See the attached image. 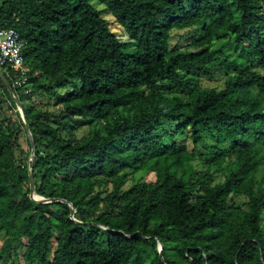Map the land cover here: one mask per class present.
I'll use <instances>...</instances> for the list:
<instances>
[{"label": "trees", "instance_id": "trees-1", "mask_svg": "<svg viewBox=\"0 0 264 264\" xmlns=\"http://www.w3.org/2000/svg\"><path fill=\"white\" fill-rule=\"evenodd\" d=\"M97 2L0 0L35 193L76 219L30 197L0 78V264H264V0Z\"/></svg>", "mask_w": 264, "mask_h": 264}, {"label": "built area", "instance_id": "built-area-1", "mask_svg": "<svg viewBox=\"0 0 264 264\" xmlns=\"http://www.w3.org/2000/svg\"><path fill=\"white\" fill-rule=\"evenodd\" d=\"M24 41L16 28L9 22L0 18V67L15 93L23 95L32 92L29 81L28 69L24 64L22 50ZM32 155L28 159V167L31 168Z\"/></svg>", "mask_w": 264, "mask_h": 264}, {"label": "rangeland", "instance_id": "rangeland-1", "mask_svg": "<svg viewBox=\"0 0 264 264\" xmlns=\"http://www.w3.org/2000/svg\"><path fill=\"white\" fill-rule=\"evenodd\" d=\"M92 2V4H94L98 9H104L105 6L103 4H100L97 2V0H90ZM104 18L109 22V24L111 25V27L117 31L118 28L115 25L114 21H113V17L111 14H104L103 13ZM198 30L196 31H188V30H182V31H174L173 32V38L171 40V45L174 46H179V47H187L190 43L193 42L194 39L197 38L198 36ZM123 40L125 41V39L123 38ZM129 52H131L129 50ZM198 83H200L203 86H220V84L222 83V79L220 74L217 72L216 76L214 78H207L206 76H201L199 78ZM6 108V111L8 115L12 116V119H14L15 123L19 125V120H18V116L16 114V109H14L10 102H6L3 105ZM146 179L148 181H153L154 180V176L153 174L148 175L146 177ZM222 177L221 176H217V178L215 179V181L217 180H221ZM3 248V240L0 239V253L1 250ZM11 260H7L5 264H18L17 260L15 258H13V253L10 252L9 254ZM13 258V259H12Z\"/></svg>", "mask_w": 264, "mask_h": 264}, {"label": "water", "instance_id": "water-1", "mask_svg": "<svg viewBox=\"0 0 264 264\" xmlns=\"http://www.w3.org/2000/svg\"><path fill=\"white\" fill-rule=\"evenodd\" d=\"M0 78L1 80L4 82V84L6 85V87L8 88L10 94H11V97L15 103V105L17 106V109L20 113V116L22 118V120L24 121V124H25V128L27 130V133H28V137H29V140H30V145H31V155H32V158H34V141H33V137H32V134L29 130V126H28V122L25 118V114H24V110H23V107L21 105V103L19 102V99L15 93V91L12 89V87L10 86L9 82L7 81L6 77L4 76V73L0 67ZM29 184H30V197L39 202V203H49V202H52V201H64L66 203H68L67 201L65 200H62V199H51V198H45V197H42V196H39L35 193V182H34V172H33V167L30 168L29 170ZM69 206L71 207V216L73 217L74 214H75V208L74 206H72L70 203H68ZM73 219H75L73 217ZM76 220V219H75ZM162 251V244L160 243L159 244V252Z\"/></svg>", "mask_w": 264, "mask_h": 264}, {"label": "clouds", "instance_id": "clouds-1", "mask_svg": "<svg viewBox=\"0 0 264 264\" xmlns=\"http://www.w3.org/2000/svg\"><path fill=\"white\" fill-rule=\"evenodd\" d=\"M18 110V109H17Z\"/></svg>", "mask_w": 264, "mask_h": 264}]
</instances>
